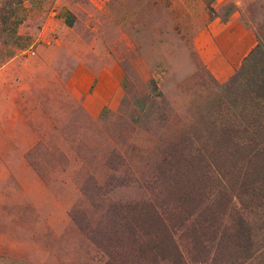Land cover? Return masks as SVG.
Listing matches in <instances>:
<instances>
[{"label":"rangeland","instance_id":"obj_1","mask_svg":"<svg viewBox=\"0 0 264 264\" xmlns=\"http://www.w3.org/2000/svg\"><path fill=\"white\" fill-rule=\"evenodd\" d=\"M21 1L20 38L0 34V264H264V0H229L255 46L223 82L191 44L213 0ZM100 74L115 101L90 97Z\"/></svg>","mask_w":264,"mask_h":264},{"label":"crops","instance_id":"obj_2","mask_svg":"<svg viewBox=\"0 0 264 264\" xmlns=\"http://www.w3.org/2000/svg\"><path fill=\"white\" fill-rule=\"evenodd\" d=\"M194 1H198V5ZM199 1L181 0L182 7L179 10L182 9L183 13L180 15L187 13L186 15L196 17L198 14L197 10L201 7ZM125 3L126 8H123L124 13L120 12L119 7H113L111 13L116 16L119 14L134 15L136 11H143V16H145L150 12V0H141L140 5V2L134 4V0H125ZM228 3L229 0H213L211 7H213L214 12L211 16L204 13L202 25L193 28L191 40L196 61L218 82L227 80L232 75L234 69L237 68L255 46L254 33L234 12L229 13ZM178 15L177 12L176 16ZM127 29H131L130 22L127 23ZM114 66L118 69V65L114 64ZM111 79L112 74H108L104 84L101 74L94 76L92 81H96V83L90 97L98 96L96 94L104 88L106 90L104 103L115 101L119 90L116 84H114V88L113 86L110 88ZM106 81H109L110 84H107ZM112 89L114 90L112 91Z\"/></svg>","mask_w":264,"mask_h":264},{"label":"trees","instance_id":"obj_3","mask_svg":"<svg viewBox=\"0 0 264 264\" xmlns=\"http://www.w3.org/2000/svg\"><path fill=\"white\" fill-rule=\"evenodd\" d=\"M21 0H9L0 14V34L8 33L9 36L20 38L16 34L17 26L20 23L18 18H13L16 7L21 5ZM257 98L264 102V83L257 88Z\"/></svg>","mask_w":264,"mask_h":264}]
</instances>
